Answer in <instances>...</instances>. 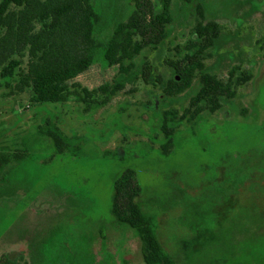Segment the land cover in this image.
<instances>
[{
    "label": "rangeland",
    "instance_id": "1",
    "mask_svg": "<svg viewBox=\"0 0 264 264\" xmlns=\"http://www.w3.org/2000/svg\"><path fill=\"white\" fill-rule=\"evenodd\" d=\"M95 1L100 36L108 35L128 15L127 0ZM198 4L222 28L206 56L209 70L226 78L234 67L252 69L253 78L222 111L183 123L168 155L162 114L189 104L198 77L188 92L168 99L160 84L140 76L90 111L77 101L35 105L28 93L7 97L0 88V149L25 154L0 188V256L27 253L30 235L39 233L48 248L75 260L144 264L139 238L111 212L115 182L131 169L144 210L157 216L160 240L179 264H264V164L257 161L264 153V0H173L168 39L146 52L154 76L170 78L166 61L182 55ZM136 63L140 75L144 59ZM117 73L99 62L75 82L93 89ZM47 121L69 138L65 154L39 133Z\"/></svg>",
    "mask_w": 264,
    "mask_h": 264
},
{
    "label": "trees",
    "instance_id": "2",
    "mask_svg": "<svg viewBox=\"0 0 264 264\" xmlns=\"http://www.w3.org/2000/svg\"><path fill=\"white\" fill-rule=\"evenodd\" d=\"M183 1L191 4L202 0ZM127 3L128 15L111 27L110 34L100 36L101 15L95 0H1L0 88L9 90L7 97L28 93L35 105L77 101L90 111L110 104L140 76L146 83L160 84L168 99L188 92L198 77L199 88L189 104L183 110L172 108L162 114V152L168 155L182 124H195L203 113L222 111L225 101L235 99L240 88L252 80V69L234 67L226 78L209 70L206 56L218 46L222 28L216 21L208 22L198 4V20L182 55L166 61L172 71L170 78L165 81L154 76L146 52L156 51L168 39L173 0ZM139 57L144 59L140 75L135 71ZM99 62L117 68L112 82L93 89L75 82ZM38 130L52 141L58 155L70 150L69 138L56 123L47 121ZM24 160L23 152L0 149V188L8 184V175ZM257 161L264 164V153ZM141 196L136 173L124 171L114 185L111 212L116 223L139 238L144 264H179L162 244L158 218L144 210ZM28 237L25 233L21 240ZM29 239L27 253L3 254L0 264H114L97 261L95 256L75 260L65 249L48 248L47 237L39 233Z\"/></svg>",
    "mask_w": 264,
    "mask_h": 264
}]
</instances>
